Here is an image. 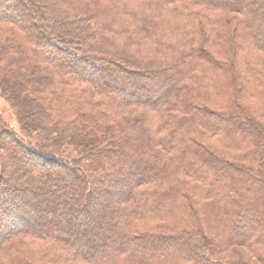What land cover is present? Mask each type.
I'll return each mask as SVG.
<instances>
[{
  "label": "trees",
  "instance_id": "trees-1",
  "mask_svg": "<svg viewBox=\"0 0 264 264\" xmlns=\"http://www.w3.org/2000/svg\"><path fill=\"white\" fill-rule=\"evenodd\" d=\"M140 1L141 5L131 6L130 10H138L143 6L142 9L146 11L145 9L151 7L148 0ZM27 2V0H0V25H13L22 33L20 37H16L11 33L12 29L0 31V62L6 57L9 64L7 69L1 68L3 73L0 75V80L5 82L6 92L16 89L20 94L24 92L21 87L32 86L39 92L45 93L49 89L52 95H56L58 86L72 87L79 82L91 86L90 90L94 95L110 94L112 96L109 102L110 109L140 108L149 113H160L170 112L180 106L181 111L184 112L183 115L192 121V126L199 122L198 125L203 127L204 124L200 122H206L205 126L210 131H218L221 127V130L229 129L231 137L236 136V140L245 136L248 138L249 145L255 146L251 148L254 151L253 155L258 154L254 161L260 159L262 144L257 140L259 137L263 140L264 133L256 122V116L245 104L244 94L241 92L247 87L241 82L239 76L241 72L239 74L237 68H234L235 62L232 60L234 58L231 57L222 62L229 67L227 74L230 76V82L227 91L224 92L226 96L228 95V103L219 110L220 114L205 105L196 106L193 100L187 97L183 100V104H175L180 100L178 97L184 94H180L182 87L185 90L188 88L190 95H194L198 86L191 83L193 77L204 78L203 71L198 72L203 64L201 62L205 59L204 62L208 61L212 64L210 57L207 59L208 52L205 46L197 45L195 42L174 46L166 39L168 27L163 28L161 32L155 29L154 33L150 28H146L147 31L145 29L143 32L140 30L144 22L142 17H126L127 20L136 18L135 21L133 19L134 24L129 23L133 25L128 26V38L126 41L119 40L120 38L114 41L106 33L105 22L91 19L93 5L88 0H82L77 6L73 3L74 0H46L52 17H36L33 15V13L36 14L34 7L27 6ZM171 2L174 6H177L175 3L183 6L190 4L203 9H200L201 13L196 14V17H202L201 22L204 21L203 17H209L207 13H215L216 10L225 7L223 11L233 14V17L238 19H236L235 34L255 49L261 59H264V0H172ZM143 10L140 13L142 15L146 14ZM14 11L18 13H13ZM181 12L184 17H187L183 11ZM7 13L16 16L25 14L27 18L24 23L17 17L7 16ZM177 29L179 27L174 23L169 27V31L173 30V33ZM58 30L69 32L68 36L72 39L63 41V34ZM171 34L169 33V37ZM155 37L158 39V44L154 49ZM44 47L54 50L60 56L58 61L64 62L65 65L55 61L52 54L43 53ZM95 49L102 50L103 55L94 57ZM88 51L91 56L86 54ZM187 59L198 62L189 65L190 62H187ZM221 64L216 62L212 67L216 70H221V66L226 67ZM113 72L119 73L117 76H123L128 83L137 81V89H131L123 82L105 85ZM84 73H91L92 76ZM10 77L16 79V83L8 84ZM93 77L100 79L95 81ZM255 94L257 95L258 92ZM26 95L29 96V94ZM69 96L74 98L66 100L67 108H62L63 114L60 119L58 115L54 117L55 107L48 109L42 100L34 97L26 99L20 96L15 102L16 108L26 116V119L21 118L25 124L24 130L27 133H34L37 136V142L27 135L19 137V128L17 129L9 122H6V130H0V264L31 263L27 253L30 252V246L35 241L44 243L48 249L57 253V257L64 263L75 261L85 264H171L167 260L173 259L168 257H173L175 254L178 256H175L176 259L173 261L188 262L185 259H188L189 255L193 256L194 252L185 248L183 241L179 238L185 233L148 237L142 234L134 235L135 232L124 229L129 221L137 222L140 217H143L145 214L140 213L146 212L151 205V201L147 199L148 196L139 194L140 190L149 184V178L154 172V166L145 159V155H148L150 151L143 152L141 143L150 144L151 154H155V148H159L160 145L164 146V150L165 147L171 146L169 143L172 142V137L176 136V132L169 130L167 134L158 137L153 124L148 123V119L132 115V113L121 114L122 120L118 118L116 121L106 123L99 122V119L97 121V117H71L69 115L74 112L73 109L79 110L78 103L82 101V98L93 104L100 101L86 95L81 97V95L71 94ZM79 96L81 98H78ZM104 103L101 101L102 105ZM262 110H264V101ZM104 114L111 117L105 111ZM87 120H93V129L84 127ZM61 121L64 124L63 127L60 126ZM165 124L168 125V123ZM87 129L89 130L86 131ZM169 137L172 140H167ZM157 141L164 145L159 143L156 145ZM72 143L83 147L80 152V163L74 166L69 159L68 161L63 159L65 148L61 149L63 145ZM16 150L23 154L32 169L20 168L16 162L12 164ZM129 156L133 159L127 165L116 162ZM198 156L200 155H197V159ZM9 160L11 161L8 162ZM209 160L212 162H209L204 170H200L201 174L196 178L206 196L212 199L217 197L218 222H221L223 229L231 226L240 228L241 223L253 221L258 224L259 219L263 226L252 231L256 232V237H259V241L262 242L259 243L264 246V212L261 211L260 215V211L255 208L256 203L259 205L264 202V180L253 173L254 166L241 164L242 162L237 164L226 162V160L225 162L218 159ZM262 160H264V154H262ZM7 162L9 170L6 171ZM262 166L260 162L259 167ZM45 168L61 170L73 176L79 184V192L54 193L56 200L62 202L70 211L69 215L62 214L60 209L56 213L46 211L43 217L36 216V222L31 223L29 218H33L36 213H42L35 202L40 200L43 203H51L47 198L48 195H41L43 192H49L50 186L45 188V185L49 183L45 184L33 178L35 171L40 175L44 170H48ZM45 172L44 176L50 182L53 181L54 177L51 173ZM115 173L117 176H114ZM15 174L17 180L27 186L21 187L11 183L10 177ZM101 180L106 182L103 183ZM228 181L232 183L225 186ZM118 188L126 189V191L121 193L119 191L117 198H110L111 192ZM217 189L220 190L217 191ZM29 194H31L30 197ZM210 198L209 200H212ZM103 199L105 202L102 201ZM56 200L51 204L57 209ZM210 202H207L208 206ZM187 205L192 208L191 201L187 202ZM247 206L252 208L248 211V208H245ZM99 208H105L103 214L99 212ZM193 208L192 211L196 209L194 206ZM50 217L51 221L44 222ZM85 217L89 218L88 220L95 218L104 220L100 235L97 233L96 247L92 250L78 244L81 229H85L86 240L92 238L90 235H93L94 230L96 232L93 224L85 225L77 221ZM125 220L128 221L125 222ZM198 220H201L202 225L204 222L202 216ZM252 231L240 234L237 240L231 238L233 239L231 243L251 237ZM171 251H174V255L170 254ZM14 259L17 262H14ZM157 260L165 261L155 263ZM190 260L193 264H209L205 261H196L197 259L193 257H190Z\"/></svg>",
  "mask_w": 264,
  "mask_h": 264
},
{
  "label": "rangeland",
  "instance_id": "rangeland-1",
  "mask_svg": "<svg viewBox=\"0 0 264 264\" xmlns=\"http://www.w3.org/2000/svg\"><path fill=\"white\" fill-rule=\"evenodd\" d=\"M27 1V6L34 7L33 10L36 14L33 13V15H35L36 17L53 16L48 10L49 5L46 4V0ZM81 1L82 0H74L73 3L77 6L80 5L79 3ZM88 1L92 2L93 5L91 19L93 21L98 20L105 22L106 33L111 38H113L114 41H117V39L119 38V40L126 41V39L128 38V26H132L136 18H133V21L132 18H128L127 20L126 17H142L144 22H142V28L140 30H143V32L146 28H150L151 30L153 29L154 33L155 29H159L161 32L163 31V28L168 27V29L166 30V36H168V38L164 37L163 35L160 36L166 38L167 41H171L174 46L186 45V43L190 44L191 42H195L197 45L206 47V51L208 52L207 59L210 57V62L212 64L208 63V61L204 62L205 59L203 60V62H201L203 64L198 72L203 71L204 73L202 72V76L204 78H201L200 76L193 77L191 83L198 86V88L195 89L194 95H190L188 88H186L185 90V88L182 87L180 94H184L178 97L180 98V100L176 101L175 104H183V100H185V98L187 97V99H192L196 106L205 105L207 108L216 110V112L220 114L219 110H222L224 108L223 106H226L228 103V95L226 96L224 92L227 91L230 82V76L229 74H227V69L229 67L222 62H224V60L228 58H234L235 61L234 59H232L233 62H235L233 63L234 68H237L239 74L241 72V75H239L241 82L247 87L244 89V91L241 92L244 94L245 104L248 105L249 109L256 116V122L261 126L264 133V110H262L264 101V59H261L260 55L255 51V49H252L248 44L245 43V41H242L241 38H239V36L235 34V26H237L238 19L236 17H233V14L228 13L227 11H223L225 7H221L224 9L216 10L217 12L215 13H207L209 17H203L204 21L201 22L200 19L202 17H196V14L200 12L201 8L192 6L190 4L183 6L177 3H175L177 6H174V4H171L172 0H148L150 4L149 6L151 7L145 9L146 11L142 9L143 6L138 10H130L131 6L138 7V5H141L140 0ZM141 9L146 14H140L142 11ZM181 11H183L187 15V17H184ZM15 12L16 14L18 13L17 11H14L13 13ZM6 15L10 17H17V19L23 21L24 23L27 18L25 14L16 16L12 13H7ZM137 22L139 23L138 18ZM129 23L133 24L129 25ZM173 23L176 24L177 27H179V29H177L178 32L177 30L174 33L172 32L173 30L169 31V27L170 25L172 26ZM179 24H181L182 26H180ZM139 25L140 24H138V26ZM2 29H12L11 33L16 37H20L22 35V33L13 25H0V31H2ZM151 30L149 32H151ZM58 32L63 34V41L67 42L72 39L68 36L69 32H62L59 30ZM169 33H172L170 37ZM154 44L155 49L156 45L158 44V39L156 37ZM86 48L89 47L86 46ZM42 50L46 55L52 54V56L56 59L55 61H57L58 63L65 65L64 62L62 63L61 61H58L60 60V56L57 55L54 50H51L47 47H44ZM95 50L96 52L94 57L103 55L102 50ZM86 54L90 55V52L88 51ZM186 61L190 62L189 65H193L198 62L194 59H187ZM172 62L173 61L171 60V63ZM216 62L219 64L222 63L221 65H226V67L221 66V70H216V68L213 69L212 65ZM8 66V60L5 57V59L0 62V69L3 67L7 69L6 67ZM2 70L3 69L0 70V75L1 73H3L1 72ZM84 74L87 76H92L91 73ZM117 75H119V73L113 72L112 76L105 82V85L109 86L113 85V83L115 82H123L127 87H130L131 89H137V81H135L134 83H128V81L123 76L120 75V77H118ZM93 78L95 81H97L96 79H100L95 77ZM14 83H16V79H14L13 77L8 78V84ZM56 83L58 84V82ZM4 87L5 82L1 79L0 130H6V122H9L17 129L19 128V137L27 135L33 138L34 142H37V136H35L34 133H27L24 130L25 124L24 122H22L23 120L21 118L26 119V116L15 106V102L18 101V98L20 96L26 99L34 97L37 100H42L45 102V105L48 106V109H50L51 107H55L54 109H56V112L54 117L58 115L60 119V117H62L61 115L63 114L62 108H67L66 100H69L68 98H74V96L70 97L69 95H81V97L86 95L93 100H99L100 103L93 104L92 102L84 98H82V101L79 99V110L73 109L74 112H72V114L69 116L74 118H79L81 116L87 118L97 117V121L100 120L99 122L106 123L108 121H116V119L118 118L120 119L121 114L132 113V115H139L146 118V120L148 119V123L151 122L153 124V128L158 137L167 134L169 130L175 131L176 136L172 137L173 140L171 137L167 138V140H172V142L169 143V145L171 146L165 147L164 150V146L160 145L159 148H155V154H151L152 147L150 144L146 145L144 143H141L140 147L142 148L143 152L150 151L148 155H145V159H147L146 161H149L154 166V172L149 178V184L141 189L139 194L148 196L147 199L151 201V205L150 207H148L146 212L140 213L145 214L143 217H140L137 222L131 223V221H129L124 229H126L127 231L135 232L134 235L142 234L148 237L154 235L185 233L179 238L183 241L182 243L185 245V248L193 250V256L189 255L188 257L184 254H181V256L188 257V259H185L188 260V262L173 261L176 259L175 256H178V254H175V256L173 257L169 256V259H173L167 260L171 264H188L191 261L190 257L197 259L196 261H205L209 264H264V246L261 244L262 242L259 241V237H256V232L252 231L255 228L256 230H258L259 227L263 226L260 220L258 219V224L257 222L250 221L249 223H241L240 228H236L234 226L232 228L231 226L223 229V225H221V222H218V218L216 217L217 215L219 217V210L216 205L217 197L216 199H212L209 196H206V193L201 189V184H199L198 178H196L199 174H201L200 170H204L209 162H212L209 159H218L224 162L225 160L226 162L237 164L238 162H242L241 164L245 163V165H248L250 167L254 166L253 173L256 174L259 179L264 180V160L261 161L262 154H264V137L263 140H261V138L258 136L259 138L257 141L262 144L260 149L261 157L260 159H258V161H254L258 154L253 155L254 151L251 148H254L255 146L249 145L248 138L242 136V139L236 140V136H234V138L233 136L231 137L229 129L227 128L221 130L220 127L218 131H210L205 126L206 122H200V124H204L203 127L202 125H198L199 122H197L198 126L196 124L192 126V121L183 115L184 112L181 111L180 106L170 110V112L167 111L160 113H149L140 108H137L135 110L132 108L130 110L124 108V110L110 109L109 102L112 98L110 94H107V96L94 95V93L90 90L91 86H86L83 83L79 82H77V84L72 87L62 85L58 86L56 89V95H52L49 89L48 92L45 91V93H43L37 91L32 86L21 87L24 92L20 94L18 91H16V89L14 91L6 92ZM248 89H250V91ZM255 92H258V94L256 95ZM82 93L85 94L82 95ZM26 94H29V96H27ZM46 95L47 98H45ZM81 97L79 96L78 98ZM235 99L237 101V98ZM101 101L105 103L102 105ZM114 104L117 105V103ZM104 111L111 115V117H107L104 114ZM89 121L87 123L85 122L87 125L84 123V127L93 129V120ZM165 123H168V125H166ZM60 126H64L62 121ZM88 130L89 129H87L86 131ZM148 142L149 141H147V143ZM158 143L163 144L160 141H157L155 144L158 145ZM10 144L14 145L12 143ZM63 148H65V156L62 155L63 159H65L66 161H68L67 159H69V162H73L72 166L80 163V152H82L81 149H83V147H80V144L72 143L71 145L67 146L65 144L61 147V149ZM157 153L159 154L158 156ZM196 154L200 155V157L198 156V159ZM135 158L137 157L135 156ZM132 159L133 158L131 156L123 157L121 158V161L118 160L116 162H120L122 165H127V163ZM10 161L11 160H9L8 162ZM8 162L6 163L5 167L6 171L9 170ZM14 162L19 164L20 168L26 170L32 169L29 162L24 158L23 154H21L19 150L15 151V159L12 163L13 165ZM260 162L263 165L261 168L259 167ZM45 171L51 173V176L54 177L53 181L50 182L44 176L46 174ZM189 175H193L195 177L192 176L190 178L188 177ZM114 176H117L116 173L114 174ZM33 178L35 180L39 179V182H45V184L49 183L48 185H43H45V188L47 186H50V193L47 191L46 193L43 192L41 195H48L47 198L51 203L56 200V198L54 197V193L56 192H61L62 194H65L67 191L72 194L79 192V184L74 180V177L64 173L61 170L48 169L44 170V172H42V174L40 175L39 173H37V171H35L33 173ZM101 181L103 183L106 182L104 180ZM10 182L16 183L17 186L19 185L21 187L27 186V184L22 183L20 180H17L16 174L11 175ZM230 183L232 182L228 181L227 185L225 186H228ZM30 186L32 187L33 185L31 184ZM219 190L220 189H217V191ZM124 191H126V189L118 188L116 189V191L113 190L111 192L110 198H117L119 195L118 192L121 193ZM28 196L30 197L31 194H29ZM254 197L260 198L258 196ZM209 198L212 200H209ZM102 201L105 202L104 199ZM189 201H191L192 203V208H189L187 205V202ZM208 201H211L209 206L207 205ZM35 203L42 213H36L34 214L33 218H29V221L31 223L36 222V216H38L39 218L43 217L46 211H53L56 213L57 211H59L58 209H60L62 210V214H70V211L60 201L56 202L58 204L57 209L54 208L53 205L49 202L43 203L42 201L38 200ZM193 206L197 210L195 209L192 211V209H194ZM255 206V208L260 211L261 215V211L264 212V202L260 203L259 205H257L256 203ZM245 208H248L249 211L252 207L247 206ZM136 209H138V207ZM104 210L105 208H99V212L102 214L104 213ZM126 213L128 215V211H126ZM201 216L204 220L202 225L201 220H198V218H201ZM259 217L261 218V216ZM88 219L89 218L85 217L84 219L80 218L77 221L83 222V224L85 225L93 224V226L96 228V232L94 230L93 235H90V238H92L86 240L87 237L85 235V229H81L82 231L81 236L78 240V244L82 247L85 245L86 249L92 250L96 247L97 233L98 235H100L99 232L101 230L102 224L104 223V220L102 218H95L92 220ZM47 221H51V217L48 218V220L46 219V221L44 220V222ZM126 221L128 220H125V222ZM73 224L75 226V222ZM250 231L253 232L251 237L245 240H240V242L235 241L231 243L233 239L240 238L242 234ZM36 242L37 241L33 243L31 242L32 244L30 243L31 248L30 252L27 253V258L32 262L29 264H85L77 263L75 261H70L69 263L68 261H66V263H64L62 262L63 260L57 257L58 254L48 249L44 243ZM170 254L174 255V251H171ZM138 257L142 256L138 255ZM163 261L165 260H157L155 261V263H162ZM14 262H17L16 259H14ZM189 264L193 263L190 262Z\"/></svg>",
  "mask_w": 264,
  "mask_h": 264
}]
</instances>
